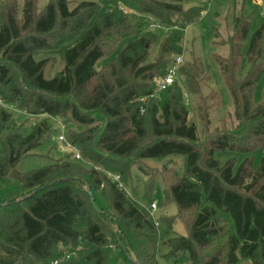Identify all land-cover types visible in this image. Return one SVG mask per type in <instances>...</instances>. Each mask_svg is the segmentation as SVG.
<instances>
[{"label":"trees","instance_id":"trees-1","mask_svg":"<svg viewBox=\"0 0 264 264\" xmlns=\"http://www.w3.org/2000/svg\"><path fill=\"white\" fill-rule=\"evenodd\" d=\"M38 2L24 0L20 7L0 0V186L21 185L0 200V264H107L114 249L131 264H167L159 257L162 246L171 264H264V103L251 102L264 74V24L246 53L251 24L243 8L231 34L221 38L220 26L214 30L215 46L228 48L227 56L214 58L239 122L232 132L226 119L212 129L210 111L220 102L206 105L201 86L210 77L198 59L184 62L181 81L165 92L148 84L182 57L184 30L205 12L193 5L210 0H49L43 10ZM155 26L168 34L156 63L145 65L158 39ZM127 40L117 57L95 69ZM50 53L64 67L47 78L49 59L36 58ZM138 81L146 87L136 89ZM185 96L202 103L194 106ZM10 109L40 120L24 133ZM193 109L203 139L189 120ZM54 121L68 127L66 141L82 160L69 151L50 166L22 172L21 163L51 141ZM169 156L185 159L183 176L169 165L158 171L143 164ZM133 167L148 178V195L161 177L164 204L177 206L187 235L160 234L150 211L129 196ZM107 173L119 175L125 189ZM89 191L96 203V193L105 200L101 213ZM65 250L76 255L65 259Z\"/></svg>","mask_w":264,"mask_h":264},{"label":"rangeland","instance_id":"rangeland-1","mask_svg":"<svg viewBox=\"0 0 264 264\" xmlns=\"http://www.w3.org/2000/svg\"><path fill=\"white\" fill-rule=\"evenodd\" d=\"M19 6L22 7L24 0H17ZM38 6L40 10H43L48 4L49 0H38ZM80 3H72L70 8L74 9ZM192 4L186 6L189 7ZM193 6H202L205 12L202 14L199 22L187 27L184 30V52L182 55V60L185 63L191 62L194 58L198 59L207 72L210 81L204 82L201 86L202 96L208 99L206 103L207 106L216 104L220 105L217 108H212L210 111V118L212 121V129L221 128V121L226 119L225 130L235 132L239 127V122L234 117V105L231 94L226 86L225 79L220 71L219 65L215 60V56L225 57L228 54V48H221L215 46L214 30L220 26V37L226 34L232 33L233 18L237 16L241 9L243 8V14L249 18L251 29L248 39L245 43L244 52L246 53L251 37L263 26L264 24V11H262L258 6H256L253 0H210L209 3L203 5L201 3H195ZM177 21V19L175 20ZM227 26H226V24ZM153 33L158 37L156 44L151 48L145 65H152L156 63L158 57L159 48L163 42V39L168 34L167 30H163L159 26L153 28ZM221 37V38H222ZM55 39V37H54ZM132 40L125 41L116 51L109 57H105L100 60L95 69L101 71L106 63L112 60V58L117 57L121 52L122 48L127 45ZM49 59L46 69V77L52 78L62 71L64 67L63 60L59 54L50 53L43 54L36 58V60ZM183 62V64H184ZM160 73V72H159ZM164 75V74H163ZM163 75L156 74L148 82L149 85H154L157 88V83L161 80ZM180 82L181 79L178 78ZM146 83L138 81L135 85L136 89L138 87H146ZM214 90V91H213ZM215 92L216 95L212 97ZM186 100L192 101L194 106L198 103H202L199 98H189L185 96ZM203 97V98H204ZM251 102L254 106L261 105L264 103V74L258 82L257 86L254 88L251 94ZM162 106V102H159ZM212 106V107H213ZM12 114L13 122L17 127H21L24 133H29L32 127L38 123L40 118L28 116L16 109H10ZM189 120L194 123L197 127L199 137L204 138L203 127L199 120L196 118V112L193 109L190 112ZM61 122H53V136L51 141L44 143L39 148L35 149L30 156L26 158L20 165V170L22 172H30L33 170H40L47 166H50L53 162L61 159L69 150L64 146V144L58 142V137L61 132ZM68 129L67 126H65ZM72 129V127H71ZM75 130V128H73ZM73 130V131H74ZM2 146L0 143V151ZM244 156L236 157L235 170L244 161ZM262 159V154L257 153L253 155L254 166H259ZM228 160L227 157L223 161ZM143 164L151 169H156L158 171L162 170L165 165L174 168L178 176H183L185 159L180 156H169L165 158H155L147 159L143 161ZM148 178L144 176L137 167L131 169L130 177L126 185V191L134 201L139 205L147 208L154 221L157 224L158 231L160 234H165L171 230L173 234H178L179 236L187 235V229L185 225L177 219L178 209L175 204H164L163 191L164 185L160 176H156L152 181L151 194L148 192ZM21 190V185L15 181L9 180L2 186H0V200H4L6 197ZM97 206L100 208L106 207V202L100 195V193L95 194ZM155 204L157 209L155 211L150 210V205ZM166 219H171L172 222L170 226L165 223ZM172 237V236H170ZM169 253V248L162 246L159 250V257L163 263L171 264V260L168 261L164 257ZM107 264H131L126 261L121 255L120 250L114 249L109 255Z\"/></svg>","mask_w":264,"mask_h":264},{"label":"built area","instance_id":"built-area-1","mask_svg":"<svg viewBox=\"0 0 264 264\" xmlns=\"http://www.w3.org/2000/svg\"><path fill=\"white\" fill-rule=\"evenodd\" d=\"M254 4L258 6L262 11H264V0H253ZM182 57H179L175 60V62L169 67L167 75L158 81L157 83V93H163L167 90L168 87L172 86L175 82L178 81V70L179 67L183 64ZM0 105H3L2 101L0 100ZM61 126V132L58 137V142L64 144V146L69 150L71 153L74 154V158L77 161H81V153L80 151L73 146L72 144L68 143L65 138V126L62 123H59ZM108 178L118 184L120 189H125L123 184L121 183V178L119 175L107 173ZM157 209L155 204L151 205V211H155ZM76 253L72 252L71 250H65L63 252V256L65 259H70L72 256H75ZM58 263V262H57ZM55 263V264H57Z\"/></svg>","mask_w":264,"mask_h":264},{"label":"water","instance_id":"water-1","mask_svg":"<svg viewBox=\"0 0 264 264\" xmlns=\"http://www.w3.org/2000/svg\"><path fill=\"white\" fill-rule=\"evenodd\" d=\"M89 194H90V196L92 197V203H93V207H94V209H95L98 213H101V211L99 210V208H98V206H97V204H96V202H95V199L93 198V194H92V192L89 191Z\"/></svg>","mask_w":264,"mask_h":264}]
</instances>
